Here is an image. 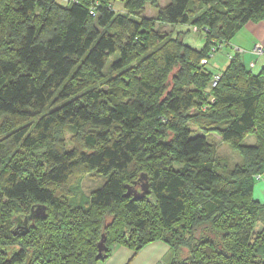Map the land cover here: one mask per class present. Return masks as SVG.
Returning a JSON list of instances; mask_svg holds the SVG:
<instances>
[{"label":"trees","instance_id":"16d2710c","mask_svg":"<svg viewBox=\"0 0 264 264\" xmlns=\"http://www.w3.org/2000/svg\"><path fill=\"white\" fill-rule=\"evenodd\" d=\"M160 2L0 0V264H96L156 239L171 264H264V71L237 53L217 74L202 64L264 0ZM211 133L241 162L223 165ZM95 172L105 183L77 200Z\"/></svg>","mask_w":264,"mask_h":264},{"label":"crops","instance_id":"0c3cea01","mask_svg":"<svg viewBox=\"0 0 264 264\" xmlns=\"http://www.w3.org/2000/svg\"><path fill=\"white\" fill-rule=\"evenodd\" d=\"M257 43L264 46V19L258 22L249 21L232 39L230 45L225 49L224 55L229 58V53L233 51L231 49L232 46H240L245 50L241 54V59L247 68L254 73L262 72L264 71V54L258 55L252 51L253 46ZM221 58L222 54L217 58L214 56L213 59H215V63H218ZM226 66L227 64L223 67L216 65L215 68L217 69L216 71L220 72ZM253 195L256 200L264 204V184H255ZM173 259L174 252L171 246L164 240L156 239L147 243L137 252L126 245L115 244L110 255L96 264H171Z\"/></svg>","mask_w":264,"mask_h":264},{"label":"rangeland","instance_id":"374dc122","mask_svg":"<svg viewBox=\"0 0 264 264\" xmlns=\"http://www.w3.org/2000/svg\"><path fill=\"white\" fill-rule=\"evenodd\" d=\"M169 1L170 0H161L160 5L165 6ZM116 8L121 10L122 9L121 4H116ZM144 16L154 18L158 29H161L167 32H172L174 34L177 33L179 30L185 31L190 28L191 33H190V36L187 38L188 43L191 44L190 42L191 38L195 40V44H193L194 46H197L199 43L200 44L203 43V39L200 38L198 35H196V33L189 26H186V25L173 26V25L161 23L159 20L156 19L158 16L157 9L154 7H151L150 5L146 6L145 11H144ZM257 44H260V43H257ZM228 45H230V43L229 44L224 43V46L213 54V58L214 56H216L217 58L218 56L222 54V58L220 62L215 63L216 62L215 59L211 58L212 61H209L208 59H204L202 61V64L207 65V67L210 68V70H212L215 74L220 73L221 71L220 72L216 71L217 69L215 68V66L217 65V66L223 67L226 64L227 65L229 64L230 59L224 55L225 49L228 47ZM262 47L264 48L263 45ZM253 49H254V46L252 48V51ZM232 50L233 51H231L230 53L234 52V49ZM254 53L258 55H263L264 51L260 53L258 52L256 53L254 51ZM238 54L241 55L240 53ZM191 126L192 128H195L193 123H191ZM198 133L202 134L201 132H197V133H194V135ZM207 137L210 141H212L217 146V149H218L217 155L220 158L223 165L233 166L235 163L241 162L242 159H241V156H240L241 153L239 152V150L233 147L230 143L223 141L220 135H218L217 133H211V134H208ZM255 142H256V138L254 135H251V134H248L244 140V143H247V144H253ZM106 179L107 177L99 175L96 172L84 175L83 178L81 179V184L79 185V188L77 189V192H76L77 200H90L92 192L96 190L97 188L101 187L105 183ZM256 184H259V185L264 184V175H262L260 178H256ZM138 189L141 190V185L138 186Z\"/></svg>","mask_w":264,"mask_h":264},{"label":"water","instance_id":"95a60500","mask_svg":"<svg viewBox=\"0 0 264 264\" xmlns=\"http://www.w3.org/2000/svg\"><path fill=\"white\" fill-rule=\"evenodd\" d=\"M140 179H142V177ZM148 192H149V184L147 182H142L141 190L128 188L126 196L129 197L132 195L134 199H141L144 196H146ZM40 214H42L44 217L46 216L45 208H39L38 210H36V212H33L31 217H35ZM19 225L21 226V224ZM25 228H26V225H25ZM106 240H107V236L105 233H103L97 245V248H98L97 257H100L102 253L106 250Z\"/></svg>","mask_w":264,"mask_h":264},{"label":"built area","instance_id":"2783aa9c","mask_svg":"<svg viewBox=\"0 0 264 264\" xmlns=\"http://www.w3.org/2000/svg\"><path fill=\"white\" fill-rule=\"evenodd\" d=\"M224 46V43L223 42H219L213 49H212V51H213V53H215L216 51H218V50H220V48H222ZM232 49H234V52H232V53H230L229 54V58L231 59V58H234V54L235 53H240V54H242V53H244L245 52V50L242 48V47H240V46H232ZM258 52V53H260V52H263L264 51V48L262 47V45H260V44H256L255 46H254V49H253V52ZM220 79V74L219 75H216L215 76V81H214V84H217V82H218V80ZM262 175H264V173H262V174H259L258 176H257V178H260Z\"/></svg>","mask_w":264,"mask_h":264}]
</instances>
